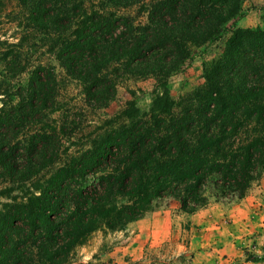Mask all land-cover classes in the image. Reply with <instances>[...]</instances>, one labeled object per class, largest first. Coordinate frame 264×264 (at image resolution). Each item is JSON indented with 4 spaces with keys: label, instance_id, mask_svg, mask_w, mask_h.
Masks as SVG:
<instances>
[{
    "label": "trees",
    "instance_id": "1",
    "mask_svg": "<svg viewBox=\"0 0 264 264\" xmlns=\"http://www.w3.org/2000/svg\"><path fill=\"white\" fill-rule=\"evenodd\" d=\"M244 3L17 0L25 33L0 40V264H73L94 232L124 230L167 200L192 214L248 194L264 174V26L238 24ZM32 39L91 108L115 100L122 75L165 89L148 111L130 100L72 149L53 117L54 68L23 53ZM214 48L203 84L172 96L171 78Z\"/></svg>",
    "mask_w": 264,
    "mask_h": 264
},
{
    "label": "rangeland",
    "instance_id": "2",
    "mask_svg": "<svg viewBox=\"0 0 264 264\" xmlns=\"http://www.w3.org/2000/svg\"><path fill=\"white\" fill-rule=\"evenodd\" d=\"M3 1L4 9L0 12V40L18 42L19 38L25 33V27L19 24L21 14L17 6V0ZM128 12L132 15L137 13L133 9ZM139 19L143 20L145 18L139 17ZM238 24L250 27L264 26V0H245L243 16L238 19ZM33 41L35 40L25 42L23 53L26 54L31 65L41 62L54 68L60 81L59 101L62 110L55 113L53 117L59 119L58 123L60 125L67 127L68 137L70 138L69 140L66 138V144L70 145L72 149L84 146L88 142L90 134L104 125L106 120L125 109L130 100H134L143 111H148L156 94L163 92L165 89L153 78L122 75L117 81L115 100L110 102L107 107L91 108L84 99L79 81L67 75L55 55L48 52L46 46H42L38 40H36V44H32ZM217 54L218 50L214 48L203 58H197L186 72L173 76L168 84L171 95L177 98L181 94L201 86L203 84V61H208ZM25 78H27L26 73L15 78L13 82L16 83ZM239 201L240 199L231 201L212 199L208 207H212L216 203L228 205V203L233 204V202ZM159 211L178 213L180 204L178 201L170 199L151 212ZM179 220L174 222L171 235L159 239L154 245H150L149 242L144 248L143 257L139 260H132L128 255H121L120 259L122 261L114 262L115 259L106 256L105 251L118 245L120 241L124 240V235L129 232L122 233L123 230L106 233L101 230L96 231L85 244L77 247L73 264H194L195 250L198 248L195 246V240L193 241L195 231L189 222ZM261 232V230H258L256 236H260ZM250 236L252 237L250 234L243 235V239H245L242 246L244 260L257 262L260 260L258 256L260 249L257 248L258 241L254 237H252L253 241H246L249 238L251 239ZM234 238L236 239V237Z\"/></svg>",
    "mask_w": 264,
    "mask_h": 264
},
{
    "label": "crops",
    "instance_id": "3",
    "mask_svg": "<svg viewBox=\"0 0 264 264\" xmlns=\"http://www.w3.org/2000/svg\"><path fill=\"white\" fill-rule=\"evenodd\" d=\"M178 219L189 222L195 231L193 241L198 248L194 264H264V174L239 202L216 203L192 214L181 210L174 214L167 211L146 214L120 231L129 233L118 245L106 250V256L115 259L114 262H121V255L139 260L149 242L154 245L173 233V224ZM258 230L262 231L260 236H256ZM247 234L257 238L260 249L257 262L244 260L243 235ZM252 237L246 241H253Z\"/></svg>",
    "mask_w": 264,
    "mask_h": 264
}]
</instances>
